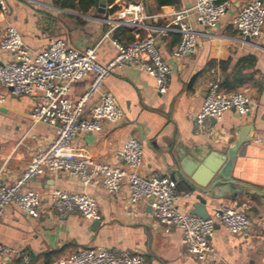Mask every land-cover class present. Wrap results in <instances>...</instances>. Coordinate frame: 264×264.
I'll return each instance as SVG.
<instances>
[{"label":"crops","instance_id":"obj_1","mask_svg":"<svg viewBox=\"0 0 264 264\" xmlns=\"http://www.w3.org/2000/svg\"><path fill=\"white\" fill-rule=\"evenodd\" d=\"M1 1L7 11L0 9V40L7 26H12L32 53L45 50L51 39H60L80 52L97 45L96 60L102 65L115 57L111 40L103 38L106 27L92 19L99 15L97 9L82 15L58 9L52 0ZM137 1L143 2L146 14L158 16V26L166 25L173 11L190 8L195 2L179 0L178 6L158 7L154 0H132ZM247 1L232 0V7L214 28L201 26L191 15L188 22L197 36V50L182 60L171 57L179 40L177 34L155 37L158 54L171 72L165 94L156 92L152 76L135 67H122L109 75L99 92L86 102L82 116L90 117L100 94L108 93L122 110L121 120L114 125L103 124L98 133L77 134L72 147L83 149L95 163L117 166L126 140L134 137L142 145L141 175L158 173L168 178L177 163L191 171L198 182L206 183L207 166L223 165L225 152L240 142L230 177L245 186V192L259 195L258 191H264V28L259 39L246 40L233 26L235 16ZM146 24L153 26L151 20ZM139 34L145 36L147 32ZM10 61L11 56L0 49V63ZM220 63L226 66L222 68ZM91 81L89 74L74 83L68 94L69 101L75 103L88 90ZM224 81L234 92L246 91L254 105L244 115L228 110L214 124L208 120L205 125L209 136L200 134L195 116L207 89L211 83L220 85ZM3 93L0 182L12 184L32 155L53 140L56 128L46 123H32L29 114L37 99ZM52 188L90 196L98 208L99 225L93 230L92 221L79 215L42 214L30 218L14 205L8 206L0 217V244L28 252L32 264H54L86 248L140 253L145 257L144 264H203L186 253L178 228L155 222L146 201L129 203L130 191L126 185L109 195L97 179L83 186L65 173H44L25 187L42 195L46 209ZM176 191L178 210L190 214L192 199L185 197L186 187L176 183ZM222 205L247 207L250 227L240 235H230L222 227L215 229L209 241L219 258L216 264H264V229L259 224V219L264 217V205L249 203L243 196L215 199L207 205L208 214ZM0 264H19V261L14 257H0Z\"/></svg>","mask_w":264,"mask_h":264},{"label":"built area","instance_id":"obj_2","mask_svg":"<svg viewBox=\"0 0 264 264\" xmlns=\"http://www.w3.org/2000/svg\"><path fill=\"white\" fill-rule=\"evenodd\" d=\"M232 4V0H195L192 7L173 11L164 26H158V16L146 14L141 1L115 0L106 4L104 13L92 18L106 27L103 38L110 39L116 50L115 57L105 65L96 60L97 45L80 52L63 40L51 39L45 50L32 53L24 46L19 32L7 26L0 40V49L11 56V61L0 63V107L5 99L4 91L14 97L35 98L37 100L29 114L32 123L53 126L56 134L45 148L32 155L16 182H0V217L8 206L14 205L30 218L42 214L57 217L79 215L92 222L99 221L98 208L90 196L59 188L48 192L49 208L46 209L41 194L25 189L31 180L44 173H65L83 186L97 179L109 195L116 194L126 185L131 205L146 201L157 224L180 230L181 245L191 258L203 264L218 263L219 258L209 241L215 227L224 228L230 235L246 232L250 227L247 207L222 205L205 220L181 213L176 205L178 194L174 182L158 173L140 174L142 145L136 138L126 140L120 153L121 163L117 166L95 163L83 149L74 148L71 144L79 133H98L103 124L114 125L121 120L122 110L108 93L100 94L90 117L82 116L86 102L99 92L109 75L122 67H135L152 76L156 92L165 94L171 72L158 54L155 37L177 34L179 40L171 51V57L182 60L197 50V36L188 18L193 15L201 26L214 28ZM0 9L7 11L1 0ZM147 20H151L153 26L147 25ZM233 26L243 39H259L264 28V1L248 0L243 4L233 20ZM120 29L134 33L133 39L127 43L115 39L113 35ZM140 31L147 34L141 36ZM89 74L92 81L88 90L71 103L68 99L71 86ZM253 105L246 91L224 93L219 89L218 82L211 83L195 116L198 132L209 136L205 125L209 119L217 122L228 110L244 115L250 112ZM259 224L264 229V217L259 219ZM0 257H14L19 264H32L28 252L2 244ZM144 260V255L127 250L86 248L54 264H144Z\"/></svg>","mask_w":264,"mask_h":264},{"label":"water","instance_id":"obj_3","mask_svg":"<svg viewBox=\"0 0 264 264\" xmlns=\"http://www.w3.org/2000/svg\"><path fill=\"white\" fill-rule=\"evenodd\" d=\"M105 6L106 0H98L97 12L103 14ZM246 40H249V38H246ZM209 120L212 124L215 123L214 119ZM240 145L241 143L237 142L225 152L223 165L217 166V164H214L207 166L206 176L208 179L206 183L198 182L191 171L184 169L183 165L177 163L173 165L168 179L174 182L175 185L180 182L186 187L188 192L185 196L192 199L190 214L205 220L209 216L207 205L210 201L215 199H235L239 196H243L249 203L264 205V191H258L260 196L245 192L247 188L242 184L239 185L234 178L230 177V170ZM204 164L206 166V163ZM237 185H239V188L236 187ZM237 205L240 206L241 203L238 202ZM98 225V221H93L92 229L94 230Z\"/></svg>","mask_w":264,"mask_h":264},{"label":"trees","instance_id":"obj_4","mask_svg":"<svg viewBox=\"0 0 264 264\" xmlns=\"http://www.w3.org/2000/svg\"><path fill=\"white\" fill-rule=\"evenodd\" d=\"M115 0H106V4L109 5L113 3ZM126 2H131L132 0H125ZM156 6L158 7H166V6H178L179 0H154ZM221 1V0H219ZM52 4L54 7L60 10L77 12L78 14L85 15L89 11L97 9L98 0H52ZM123 37L124 42H129L132 40V34L130 31L125 29L117 30L113 37L117 40L121 41L119 37ZM222 68L226 66V63L219 64ZM219 89L224 93L234 92L233 89L229 88L228 83L226 81L222 82L219 85Z\"/></svg>","mask_w":264,"mask_h":264}]
</instances>
